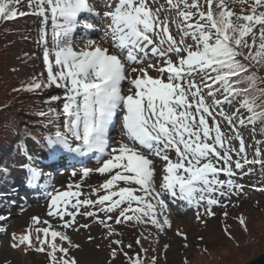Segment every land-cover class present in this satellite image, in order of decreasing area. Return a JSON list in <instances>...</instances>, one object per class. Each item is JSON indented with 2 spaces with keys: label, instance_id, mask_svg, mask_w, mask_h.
Listing matches in <instances>:
<instances>
[{
  "label": "snow or ice",
  "instance_id": "1",
  "mask_svg": "<svg viewBox=\"0 0 264 264\" xmlns=\"http://www.w3.org/2000/svg\"><path fill=\"white\" fill-rule=\"evenodd\" d=\"M21 2L0 0V20L27 14L42 18L39 43L44 45L48 75L47 82L34 78L15 91L35 92L52 86L64 89L62 128L49 121L55 131L46 138L48 155L55 161L64 153L79 157L95 154L100 166L82 167L80 174H108L92 189V195L104 192L96 200L78 199L81 193L73 192V185L64 192L47 193L48 215L59 218L63 229L73 228L81 207L96 205L105 213L98 223L109 236L115 229L108 221L114 219L111 214L116 210L117 225L141 221L142 217L156 224L157 207L167 209L165 194L188 205L206 204L205 212L211 217L219 197L243 190L235 177L249 174L245 165L264 166L260 142L249 159L247 149L253 145L245 143L236 126L238 121L241 128L252 125L255 131L259 124L264 134V77L253 70L264 67V0H165L164 4L160 0H102V15L94 0H28L30 13L19 11ZM236 4L240 5L238 11L233 8ZM92 18L102 21L103 36L99 41L87 38L84 47L76 50L74 34L78 30L85 35L100 30ZM49 20L51 48L47 46ZM150 71L157 75L153 77ZM58 99L51 97L52 101ZM225 105L235 111L226 113ZM50 113L59 118L54 109ZM119 114L125 139L113 145L110 129ZM217 117L227 121L228 132L222 131ZM233 139L239 142L238 148L233 147ZM233 153L238 157L235 160ZM158 167L164 173L160 191L154 187ZM221 174L228 179H220ZM7 175V170L0 169V177ZM42 175L38 167L29 166L25 178L34 183ZM73 198L75 203H71ZM69 204L74 212L68 210ZM82 214L97 216L93 211ZM65 216L71 219L65 220ZM33 221L39 223L36 217ZM239 222L245 223L243 218ZM50 228L37 232L78 247L65 232ZM12 239V247L32 246L30 234L13 235ZM37 243L36 251H46L51 264H76L68 258V249L39 235ZM132 264L142 261L132 259Z\"/></svg>",
  "mask_w": 264,
  "mask_h": 264
},
{
  "label": "rangeland",
  "instance_id": "2",
  "mask_svg": "<svg viewBox=\"0 0 264 264\" xmlns=\"http://www.w3.org/2000/svg\"><path fill=\"white\" fill-rule=\"evenodd\" d=\"M94 3L98 5L97 10L102 15L104 10L102 0H94ZM160 3L164 4L165 0H160ZM20 7L22 11L30 10L28 8V0H23ZM233 8L238 11L240 5H233ZM25 17L27 24L23 28L20 25H10L12 30L17 31L16 35L18 37L16 38L12 34L13 42L8 43L7 48L3 50V53L8 54L6 68L7 70L10 69V74L12 75L25 73L27 69L24 67L23 53H32L35 62L31 66V72L28 70L27 74H34L35 77L44 75L47 80L48 73L43 55L44 45L39 43L40 29L43 26L41 23L42 18L36 15ZM92 19L100 30L94 35L91 33L85 35L82 31L78 30L74 34L75 41L78 45L76 50L84 47L87 38L99 41V38L103 36L104 25L102 21L98 18ZM47 32V46L51 48L52 35L50 20L48 22ZM172 32L174 34L176 33L175 27L172 28ZM150 59L151 62H156L155 58ZM50 60L52 61L53 70H57L54 57L50 56ZM147 62L145 61V64ZM150 75L155 77L157 73L150 71ZM125 85L127 84L125 83ZM51 91L54 90L51 89ZM53 93L60 99L50 101L48 104L51 109L56 108L60 114L56 125L62 128L64 117L61 110L63 108L65 90L60 88L56 89ZM47 94L50 95L52 93L47 92ZM125 94L127 93L125 92ZM224 111L231 113L235 110L225 105ZM217 119L221 121L222 131L228 132L230 126L227 124V121L221 117H217ZM236 126L237 130L243 136L245 143L253 145V147L247 149L248 158L252 159L257 141L260 142L259 146L264 149V142L261 141L264 134L259 132L260 125L257 124L255 126V131H253L252 125L246 124L241 128L238 121ZM118 130L115 126L113 132L115 137L113 138L116 140L119 139ZM232 135L235 136V133ZM25 142L26 155L21 156L19 154L12 159L6 158L4 169L9 171V175H7L6 179L0 181V264H51L46 251H36V248L40 247L37 243L38 235L41 239H47L50 243H55L58 247L68 249V258L75 259L76 264H108V259L112 262L111 264H125L122 261V254L131 252L134 247L133 239L140 238V236L145 243L147 260L152 262L153 260L157 261V259L160 260L161 258L165 262L164 264H245L254 259L255 256L264 252V166L245 165L244 171L249 174L243 177H235L238 183L244 185L243 190L233 192L226 197H219L220 203L213 205L211 208L214 213L211 217L205 212L206 204L202 205L201 209L200 207L192 208V205H188L186 202H180V200H175L167 196L165 201L167 209L163 210L157 207L156 224L152 223L151 218L142 217L141 221L133 219L132 221H126L117 225L115 224V216L119 210H116V212L111 214L114 219L108 221L115 229L114 233L109 236L108 230L98 223V219L105 218V213L98 211L99 205L89 208L81 207V214L76 215L75 225L73 228L68 229L61 227L62 222L59 218L48 215V205L50 202V197L47 195L48 192H54L56 190L64 192L69 190V185H73L71 190L81 193L78 197L80 200H96L98 196L104 195L103 191L97 192L96 195H92L91 193L93 188H98L104 182L108 174L102 176L95 171L90 173L88 177H82L80 174L82 167L95 169L100 166L96 162L95 154H91V157L86 158L64 153L62 154V158L54 161L48 155V148L45 146L46 137L42 138L43 144L41 145L43 148L38 146L35 140L32 141L27 138ZM238 144L239 142L233 139V147L238 148ZM38 148L43 151V155L38 153ZM69 155L72 158H76V160H74L72 167L67 168L63 162H66L67 156ZM172 158L175 160V156L172 155ZM237 158L235 153H233V160ZM43 159L50 160L57 165H55L54 169H50L47 175L43 174L41 176L34 187H32L35 188L33 190L34 192L29 191L35 194L30 195L25 193L17 198L15 196L14 198H10L16 180L14 173L17 169L22 168L27 171V167L36 166L42 172L46 165L45 163H41ZM75 170L78 172L77 175L73 176L72 172ZM63 172H67V174L62 175ZM69 172L71 173L69 174ZM163 174L162 168L158 167L154 175V187L157 191H160ZM219 178L223 180L228 179L222 174ZM7 180L8 182H6ZM76 184H80L78 190L75 188ZM120 186L123 187L125 185H123V182H120ZM33 197L38 200L31 202L32 200L30 199ZM75 199L73 198L71 203H75ZM170 204H174L182 210L187 208L191 216L184 215V217H180L176 215L171 210ZM34 205L42 206V213H34L32 210H29ZM68 210L75 211V209L71 208V204H69ZM86 211L97 212V216L86 217L82 214ZM198 215L199 219H197ZM34 217L39 219V223L33 221ZM241 218L245 222L243 226L239 222ZM70 219L71 217L65 216V220ZM165 220L168 222L166 225L164 224ZM45 221L48 223L45 224ZM80 225H87V227H80ZM161 225L163 226L161 227ZM49 226H51L50 230L65 232L72 241V244L78 245V247H70L67 242H61L59 239L52 241L50 236L44 237L43 232H37V229H43ZM25 234H30L32 246L21 245L12 247L14 243L12 239L13 235L19 238ZM113 241H119V244L113 243ZM44 247L47 249V245H44ZM113 251L118 256L117 260L110 259ZM39 255L42 260L35 259ZM60 255L59 252L56 253L58 258Z\"/></svg>",
  "mask_w": 264,
  "mask_h": 264
},
{
  "label": "trees",
  "instance_id": "3",
  "mask_svg": "<svg viewBox=\"0 0 264 264\" xmlns=\"http://www.w3.org/2000/svg\"><path fill=\"white\" fill-rule=\"evenodd\" d=\"M18 7L19 11H22L20 10V5ZM28 11L23 12L27 13ZM27 15L18 16L16 19L7 22L0 20V169H4L6 158L12 159L19 154H25V140L27 138L32 141L40 140L42 136H48L54 133V126L52 123H49V121L54 120L56 123L59 119H56L50 113L51 107L48 104L52 101L51 97L56 96L53 92L57 88L50 87L35 92L15 91V89H20L31 83L34 78L40 82H47L44 75L35 77L34 74H27L28 70L31 72V66L33 62H35L32 53H23L24 67L27 69L25 73L21 75H12L10 74V69L7 70L6 68L8 54L3 53V50L7 48L8 43L10 44V42H13L12 34H14L16 38L18 37L16 35L17 31L12 30L10 25H20L21 28H23L27 24L25 22V16ZM253 70L256 71L259 76L264 77V67H257ZM262 87H264V85H262ZM51 89L54 91H51ZM47 92L53 95H48ZM54 110L58 113L56 108ZM40 112L49 113V115L40 116ZM261 141L264 142V135ZM22 149L24 151H22ZM6 178V176L0 177V181ZM138 240L139 243H137ZM133 241L134 247L132 251L122 254V261L125 264H132V259L136 258H139L142 264L165 263L161 258L160 260L157 259V261L153 260L152 262L147 260V251L145 250V243L144 240L141 239V236L140 238L133 239ZM117 257L116 253L115 255L111 254L110 259L117 260ZM35 259L42 260L40 255L36 256ZM107 261L108 264L112 263L109 259Z\"/></svg>",
  "mask_w": 264,
  "mask_h": 264
},
{
  "label": "bare ground",
  "instance_id": "4",
  "mask_svg": "<svg viewBox=\"0 0 264 264\" xmlns=\"http://www.w3.org/2000/svg\"><path fill=\"white\" fill-rule=\"evenodd\" d=\"M74 37H75V35H74ZM124 87H125V92L127 93L128 85H125ZM115 120H116V122H115ZM121 121H122V114H119L114 119V126L110 129V137H111L110 143L113 144V145H115L117 142L122 141V140L125 139L124 130H123V127L121 125ZM115 126H116V128L119 129L118 130L119 131L118 132V138H119L118 140L113 138V137H115L114 136L115 134H113ZM37 151H38V153H41L42 155L44 154L43 151L41 149H39V148L37 149ZM171 155L175 156L174 153H171ZM74 160H76V158H74V157L72 158L69 155V156H67L66 162H63V163H65L66 167L69 168V167H72L74 165V163H73ZM41 163H45L46 164L45 165L46 167L44 166V169L42 171L44 175H47V172L50 171V169H54L55 165H57L56 163L54 164L50 160H47V159L46 160L43 159V161ZM75 171L78 172L77 170H75ZM70 173L71 172H69V174ZM26 174H27V171L25 169H22V168L17 169V171L14 173V175H15L14 177H15L16 180H15V185L13 186V189L11 191L10 198H14V196H15V198H17L18 196H20L22 194H25V193H28L30 195L31 194H35V193H30L29 191L34 192L33 190H35V188H32V187H34V185L38 181H36L34 183L29 182L25 178ZM64 174H67V172H63L62 173V175H64ZM11 178H13V177H11ZM167 196H168L167 194H165L163 196L165 201H166ZM30 200H32L31 202H36V200H38V199L33 197ZM173 202H171V203H173ZM180 202H184V201H180ZM36 206L37 205H34V207H31L29 210H32V212H34V213H39V214L42 213V210H41L42 206H37V207ZM195 207H197V206L192 205V208H195ZM170 208L176 215H178L180 217H184V215L191 216V213H189V210L187 208H184V210H182V209L178 208L177 206H175L174 204H170ZM200 209H201V206H200Z\"/></svg>",
  "mask_w": 264,
  "mask_h": 264
},
{
  "label": "water",
  "instance_id": "5",
  "mask_svg": "<svg viewBox=\"0 0 264 264\" xmlns=\"http://www.w3.org/2000/svg\"><path fill=\"white\" fill-rule=\"evenodd\" d=\"M245 264H264V252L255 256L254 259L246 262Z\"/></svg>",
  "mask_w": 264,
  "mask_h": 264
}]
</instances>
